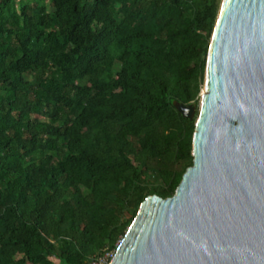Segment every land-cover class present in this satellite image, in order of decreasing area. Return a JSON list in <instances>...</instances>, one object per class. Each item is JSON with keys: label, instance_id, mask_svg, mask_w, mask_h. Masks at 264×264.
Masks as SVG:
<instances>
[{"label": "trees", "instance_id": "1", "mask_svg": "<svg viewBox=\"0 0 264 264\" xmlns=\"http://www.w3.org/2000/svg\"><path fill=\"white\" fill-rule=\"evenodd\" d=\"M30 1L0 0V264H84L191 164L172 103L197 105L218 0Z\"/></svg>", "mask_w": 264, "mask_h": 264}, {"label": "water", "instance_id": "2", "mask_svg": "<svg viewBox=\"0 0 264 264\" xmlns=\"http://www.w3.org/2000/svg\"><path fill=\"white\" fill-rule=\"evenodd\" d=\"M173 193L138 205L108 264H264V0H218Z\"/></svg>", "mask_w": 264, "mask_h": 264}, {"label": "built area", "instance_id": "3", "mask_svg": "<svg viewBox=\"0 0 264 264\" xmlns=\"http://www.w3.org/2000/svg\"><path fill=\"white\" fill-rule=\"evenodd\" d=\"M123 236H119L112 248H104L102 251L98 254L92 255L89 257L84 264H108L115 254V250L120 244Z\"/></svg>", "mask_w": 264, "mask_h": 264}, {"label": "rangeland", "instance_id": "4", "mask_svg": "<svg viewBox=\"0 0 264 264\" xmlns=\"http://www.w3.org/2000/svg\"><path fill=\"white\" fill-rule=\"evenodd\" d=\"M26 1H27V0H26ZM38 4H42V5H44V7H45L47 10L50 9L49 0H38ZM36 6H37V4H34V2H32V1L29 0V2H28V11H29V12H32V9H34ZM115 75H116V74L114 73L112 77H115ZM54 77L57 78V77H58V74H54ZM113 89H115L114 86H113ZM150 178H151L150 180H154V175H152ZM156 182H157V180H156Z\"/></svg>", "mask_w": 264, "mask_h": 264}]
</instances>
